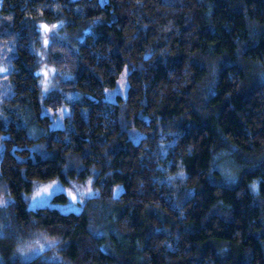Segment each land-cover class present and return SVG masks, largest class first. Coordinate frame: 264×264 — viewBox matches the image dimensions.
<instances>
[{"label": "trees", "instance_id": "16d2710c", "mask_svg": "<svg viewBox=\"0 0 264 264\" xmlns=\"http://www.w3.org/2000/svg\"><path fill=\"white\" fill-rule=\"evenodd\" d=\"M7 40L0 264H264V0H1ZM88 179L78 212L26 207Z\"/></svg>", "mask_w": 264, "mask_h": 264}, {"label": "rangeland", "instance_id": "374dc122", "mask_svg": "<svg viewBox=\"0 0 264 264\" xmlns=\"http://www.w3.org/2000/svg\"><path fill=\"white\" fill-rule=\"evenodd\" d=\"M1 4V0H0ZM50 29L49 25H44V27ZM43 27V28H44ZM49 30L44 33L42 30L40 40L37 44L39 48H37L39 55L41 57V62L38 68V75L42 87V91L44 93L48 92L52 88L56 87V71L55 69L49 65L46 61L45 55V47L48 41ZM8 42L5 45L0 46V69H4V71H0V110L2 105L4 104V99L8 97L10 94V88L8 86L6 75L10 70V63L8 62L10 54L14 51V46L11 40H7ZM47 73V75H45ZM126 92V84L124 80V76L122 75L117 85L112 90H107L105 94V98L109 101H113L115 96L118 94H124ZM70 96V95H69ZM67 107H62L57 110L55 113L48 112L50 117L52 118L51 127H61L64 125V118L67 115ZM132 139L136 141L138 139V134L132 136ZM86 185V186H85ZM83 187V188H82ZM119 187L117 188V190ZM59 193H64L67 196V202H51V198ZM94 195V189L91 185L90 179L86 180L83 183L71 182L69 185H64L57 180H51L47 182H42L36 184L32 191L25 196L26 207L29 209H34L37 207L50 206L58 209L60 212H69L74 211L78 212L82 208V203L88 197ZM38 248V247H37ZM39 248L43 249V246ZM38 249H32L33 252H37Z\"/></svg>", "mask_w": 264, "mask_h": 264}, {"label": "snow or ice", "instance_id": "6c2138e0", "mask_svg": "<svg viewBox=\"0 0 264 264\" xmlns=\"http://www.w3.org/2000/svg\"><path fill=\"white\" fill-rule=\"evenodd\" d=\"M45 31H47V27L45 26ZM0 71H4V69H0ZM47 75V73H45ZM0 203H3V201H0Z\"/></svg>", "mask_w": 264, "mask_h": 264}]
</instances>
